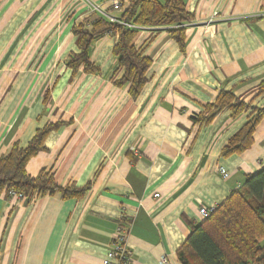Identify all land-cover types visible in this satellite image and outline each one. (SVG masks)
I'll return each instance as SVG.
<instances>
[{
    "label": "crops",
    "instance_id": "obj_1",
    "mask_svg": "<svg viewBox=\"0 0 264 264\" xmlns=\"http://www.w3.org/2000/svg\"><path fill=\"white\" fill-rule=\"evenodd\" d=\"M113 1L0 0V156L57 124L27 174L90 183L80 198L0 191V264H103L120 223L132 264H182L199 208L219 205L264 167V118L250 146L227 157L222 149L249 110L232 115L226 106L198 120L222 91L264 106V0H184L182 47L169 26H137L133 44L151 61L136 96L114 82L122 70L113 35L90 46L97 72L65 65L78 51L72 26L118 17Z\"/></svg>",
    "mask_w": 264,
    "mask_h": 264
},
{
    "label": "trees",
    "instance_id": "obj_2",
    "mask_svg": "<svg viewBox=\"0 0 264 264\" xmlns=\"http://www.w3.org/2000/svg\"><path fill=\"white\" fill-rule=\"evenodd\" d=\"M115 21L98 14L72 26L78 51L68 54L65 65L77 73H95L97 68L90 61L89 50L92 42L103 34L116 37L113 54L120 78L118 86L129 83V91L136 96L147 81L146 73L150 58L138 51L133 44L137 26H169L168 32L182 47L184 23L190 19L184 0H128L123 4ZM264 92V81L260 82L258 93ZM228 106L232 115L248 111L247 120L223 147V157L237 154L248 148L256 124L264 118V106L254 107L237 100L229 91H222L216 100L208 104L206 112L198 118L201 123L209 122L219 110ZM57 127L45 125L36 130L25 147L14 142L8 152L0 156V191L30 200L35 194L53 195L63 198H80L90 188V183L77 187L60 186L50 171L41 170L30 176L25 170L28 160L45 150L46 135ZM182 264H264V167L247 176L240 188L209 215L193 226L178 251Z\"/></svg>",
    "mask_w": 264,
    "mask_h": 264
},
{
    "label": "built area",
    "instance_id": "obj_3",
    "mask_svg": "<svg viewBox=\"0 0 264 264\" xmlns=\"http://www.w3.org/2000/svg\"><path fill=\"white\" fill-rule=\"evenodd\" d=\"M126 2L128 0H125ZM123 0H114L112 3V8L114 10H120L123 6ZM92 10L97 11L99 7L91 4ZM105 16V15H104ZM111 21H115L116 17L106 16ZM221 173L223 176H227V172L221 168ZM10 195H17L14 191L9 192ZM157 195V194H156ZM19 196V195H17ZM214 209V207H205L201 206L199 208V214L203 218L207 217L209 213ZM127 228L125 224L116 225L113 238L110 242V245L105 253L103 258V264H132L133 253L132 250L128 247L126 241ZM162 263H166V258H161Z\"/></svg>",
    "mask_w": 264,
    "mask_h": 264
}]
</instances>
